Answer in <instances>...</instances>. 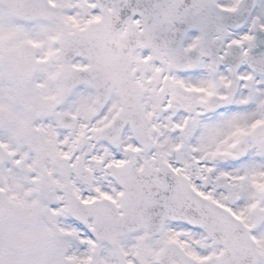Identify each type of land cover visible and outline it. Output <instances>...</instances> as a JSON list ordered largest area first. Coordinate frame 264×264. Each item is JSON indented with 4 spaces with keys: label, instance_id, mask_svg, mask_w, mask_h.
<instances>
[{
    "label": "snow or ice",
    "instance_id": "snow-or-ice-1",
    "mask_svg": "<svg viewBox=\"0 0 264 264\" xmlns=\"http://www.w3.org/2000/svg\"><path fill=\"white\" fill-rule=\"evenodd\" d=\"M0 264H264V0H0Z\"/></svg>",
    "mask_w": 264,
    "mask_h": 264
}]
</instances>
